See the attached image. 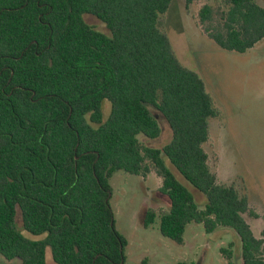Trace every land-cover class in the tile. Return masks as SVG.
Segmentation results:
<instances>
[{
	"label": "trees",
	"instance_id": "16d2710c",
	"mask_svg": "<svg viewBox=\"0 0 264 264\" xmlns=\"http://www.w3.org/2000/svg\"><path fill=\"white\" fill-rule=\"evenodd\" d=\"M201 0H186V8ZM172 0H0V257L9 263L126 264L116 229L111 179L120 171L155 174L167 211L161 234L184 244L191 223L206 233L234 230L243 264H264V231L236 183H222L206 145L219 117L204 80L185 67L159 24ZM101 22L108 33L89 24ZM201 31L223 50L244 54L264 40V6L213 0L197 14ZM111 104L105 118L103 105ZM152 110L173 137L162 149ZM204 195L201 207L190 189ZM38 237L31 240L17 227ZM232 244L221 250L232 264ZM139 264H152L148 259ZM178 264H188L181 262Z\"/></svg>",
	"mask_w": 264,
	"mask_h": 264
},
{
	"label": "rangeland",
	"instance_id": "374dc122",
	"mask_svg": "<svg viewBox=\"0 0 264 264\" xmlns=\"http://www.w3.org/2000/svg\"><path fill=\"white\" fill-rule=\"evenodd\" d=\"M213 0H201L186 8V0H172L169 11L162 16L160 28L167 33L176 56L188 69L205 82L219 117L211 120V138L206 145L210 164L222 183L240 185L259 219L248 218L256 237L264 231V40L244 54L221 49L198 26L197 14L201 6ZM264 6V0H255ZM89 24L108 33L107 28L93 16ZM104 116L111 112V104L103 105ZM161 128V136L142 139L148 146L162 149L172 141L167 120L152 110ZM178 179L193 193L203 207L204 195L189 186L178 174ZM162 181L155 174L146 180L120 171L111 179L110 204L115 215L116 229L128 242L126 264H139L148 259L152 264H230L221 250L232 244V264H243L242 243L237 233L219 228L208 234L201 224L187 226L184 244L178 245L160 232V218L146 228L144 220L150 209L167 211L170 201L159 192ZM17 227L31 239L34 236L23 229L20 213ZM0 264L9 263L0 257ZM47 264H56L47 251Z\"/></svg>",
	"mask_w": 264,
	"mask_h": 264
}]
</instances>
